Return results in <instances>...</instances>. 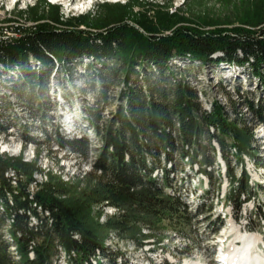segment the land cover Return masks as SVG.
I'll return each mask as SVG.
<instances>
[{
	"label": "trees",
	"instance_id": "obj_1",
	"mask_svg": "<svg viewBox=\"0 0 264 264\" xmlns=\"http://www.w3.org/2000/svg\"><path fill=\"white\" fill-rule=\"evenodd\" d=\"M55 19L54 22L60 24L59 18ZM261 20L248 27L206 32L181 26L168 34L148 23L143 24L146 33L126 23L91 32L56 28L44 22L24 30L16 41L0 46V66L5 71L16 66L26 71L31 61L44 66L41 73L34 72L25 77L26 80L32 78L33 88L37 81L42 88L39 96H47L49 78L55 68L63 71L75 60L93 59L88 64L89 72L93 74L88 86L100 90L94 103L85 107L84 115L95 136L102 141L93 170L100 171L107 178L104 185L95 187L81 198L62 199L60 196L67 195L69 187L74 184L57 179L49 171L47 180L32 194L29 185L42 169L22 155L14 157L0 153V205L4 208V212L0 209V264H48L56 246L73 251L79 264L89 261L98 250L108 258L109 264H118L117 255H106L104 238L87 223L89 211L95 203L108 201L127 210L119 218L108 219L104 225L117 230L122 238H126L122 232L132 224L143 222L144 226L151 228L161 221L178 218L188 222L194 214L207 213L205 203L198 206L195 213H190L187 202L179 193L168 194L167 189L173 188L171 172L183 169L181 162L187 158L192 166L198 165V172L212 179V171L207 167L213 166L217 156L213 141H217L219 155L229 171L231 192L228 198L233 216L238 220L243 203L254 191L243 166L237 177L226 145L229 139L235 143L239 139L237 126L241 122L238 118L231 119L217 100L211 103L209 111L204 110L199 98V93L204 91L190 78L194 67L180 68L174 61L184 59L199 62L201 66L247 68L251 79H258L257 86L264 88V25L261 26L264 19ZM27 86L30 85L24 82L21 89ZM118 86L122 87L118 94L119 103L113 105L108 97L110 88ZM13 90L22 102H34L32 96H25L14 85ZM237 92L245 98V105L256 123L264 124L263 100L256 103L249 91L238 88ZM105 105L116 107L111 109L106 120L102 114ZM244 128L248 127L244 125ZM205 134L209 136L211 157L200 152ZM89 139L87 135L65 138L59 129L56 130L57 145L83 159L89 154ZM28 142L50 146L51 140L36 141L27 137L24 144ZM258 151L254 149L253 153L258 155ZM175 153L180 154V163L175 161ZM199 156H202L200 161ZM254 161L256 165L263 164L262 159L255 158ZM10 169L15 172V179L6 176ZM156 170L163 172L162 177L160 174L154 176ZM207 197L208 193L203 195L204 200ZM262 207L264 204L258 207V211L264 221ZM45 213L53 219L52 223ZM32 217L37 218V225L32 224ZM217 221L213 232H218L224 223L221 217ZM6 231L12 235L7 241L3 238ZM132 240L141 242L139 238ZM33 242L36 243V259L32 261L28 254ZM11 245L16 246L22 256L20 262L9 253Z\"/></svg>",
	"mask_w": 264,
	"mask_h": 264
},
{
	"label": "rangeland",
	"instance_id": "obj_2",
	"mask_svg": "<svg viewBox=\"0 0 264 264\" xmlns=\"http://www.w3.org/2000/svg\"><path fill=\"white\" fill-rule=\"evenodd\" d=\"M35 2V6H29L26 10H21L18 4L14 8H10V4H7L8 7L4 6L0 9V40L12 43L22 37L24 30H29L44 22L51 23L56 28H77L91 32L104 31L122 23L146 32L143 24L148 23L158 31L168 34L181 26H189L206 32L236 26L248 27L264 19V0H128L125 3L100 4L93 11L83 14H76V12V15L68 18L63 16L59 5H52L47 0ZM55 17L59 18L60 24L54 22L57 21ZM69 21L71 22L67 24ZM5 27L9 28L10 35L4 34ZM2 45L6 43L0 42V46ZM91 61H93L92 58L85 57L82 60H75L63 71H57L55 68L49 78L47 96H39L42 88L39 87L37 81L34 82L35 88H33L31 87L32 78L28 80L25 78L34 72L41 73L45 69L40 62L31 61L30 68L26 71L19 66L5 71L4 67L0 66V153L14 157L22 155L25 160L36 163L44 173L47 174L50 171L49 173L57 179H62L60 177L63 174L73 175L74 173L71 172H75L76 169L80 170L85 163L93 165L102 141L95 136L93 128L84 115L85 107L94 103V97L100 90V88L92 90L88 86L93 76L88 67ZM174 63L180 68L194 67L190 78L197 88L204 91L203 94L199 93L204 110L209 111L211 103L217 100L226 108L231 119L238 118L241 122L237 126L240 133L239 139L236 143L229 139L226 145L237 177L240 176L242 166L246 172L250 170L253 176L250 180L254 191L249 200L243 203L238 220L233 216V212L231 217L226 218L224 215L228 213L229 207L232 209L228 198L231 192L230 177L226 162L219 155L220 147L217 141H213L217 149L214 164L210 168L207 167L212 171V179L196 172V167L190 168L189 159L181 162L180 154L175 153V161L181 162L183 169L171 172L173 184L171 193H179L183 201L187 202L190 213H195L198 206L204 203L207 213L194 214L188 222L180 221L178 218L172 221H161L151 228L144 226L143 222L132 224L131 228L122 232L126 237L124 240L129 242L121 241L120 246L112 248L119 250L123 255L119 264H155V261L161 263V260L167 264H186V261L196 264H200L199 262L218 264L221 260L218 251L223 243L226 251L231 249L234 242L241 245L235 248L243 247L241 242L233 241L235 234L230 236L231 230L238 229L244 234L254 233L264 240V221L258 211V207L264 204V124L256 123L255 117L245 105V98H241L237 92L238 88L249 91L258 103L259 99L264 102V88L257 86L258 79H251V72L247 68L227 65L201 66L199 62L184 59H176ZM178 78H181V75H178ZM24 82L30 86L21 89ZM13 85L25 96H32L34 102L31 100L22 102L14 93ZM121 88V86L110 88L108 97L113 105L119 103L118 94ZM60 99H63L61 104ZM102 107L105 120L109 118L111 109L116 108L106 105ZM68 120L71 121L69 126L65 124ZM244 125L248 128H244ZM57 129L63 137L69 139L77 138V135H87L90 138L87 158L83 159L69 149L59 147L55 141ZM27 137H33L36 141H44L48 138L51 140L50 146L37 145L32 142L25 145ZM20 147L24 149L21 154L18 153ZM254 149L259 150L258 155L253 153ZM200 152H205L210 157L213 156L209 147L208 134H205L201 140ZM32 153L35 156L32 155L29 158L28 155ZM255 158L262 159L263 164L256 165ZM201 159L202 156H199L198 160ZM162 161L164 163L163 159ZM247 162L251 166L247 165ZM159 176L162 177V174ZM23 181H25L24 177ZM106 181L107 178L100 171L95 172L92 169L86 175L73 178L70 184L74 186L69 187L67 195L60 197L62 199L73 196L81 198L95 187L104 185ZM32 189L34 193L38 190L29 185V190L32 191ZM207 193V200H204L203 195ZM101 205L95 203L91 206L87 223L104 238V243L108 245L109 242L106 241L108 233L114 229L104 227L105 224L101 223V209H99ZM118 209L120 212L110 218H119L127 212L126 209ZM218 217H221L224 223L218 232H213ZM231 224L237 228L231 227ZM144 229L149 230L148 234L144 233ZM3 235H6L3 237L6 241L12 237L7 231ZM138 238L141 242L132 241ZM12 247V245L9 247V253L14 260L20 262L22 259L18 258ZM259 249L264 253V242L260 243ZM57 251L56 246L53 258L57 255ZM72 261L73 264H79L74 259ZM101 261L102 264H109L107 259L103 258ZM93 264L97 263L93 262Z\"/></svg>",
	"mask_w": 264,
	"mask_h": 264
},
{
	"label": "built area",
	"instance_id": "obj_3",
	"mask_svg": "<svg viewBox=\"0 0 264 264\" xmlns=\"http://www.w3.org/2000/svg\"><path fill=\"white\" fill-rule=\"evenodd\" d=\"M35 1H37V0H0V9L3 8L4 6L8 7L7 4H10V6H11L10 8H14L18 4L19 8L21 10H26V9L29 8V6H35L36 5ZM47 1L50 4H52V5H59L61 7V12H62L63 16L68 18L69 16H74L76 14H83L85 12L87 13L88 11L89 12L93 11L100 4H104V3H120V2L125 3L128 0H47ZM3 32H4V34H8V35H10V33H11L8 27H5ZM0 42L2 44L9 43L7 41H2V40H0ZM20 148H22V147H20ZM72 153L75 154L74 152H72ZM32 155L35 156L34 153H32L31 155H28L29 158ZM30 160H32V159H30ZM247 165L251 166L249 162H247ZM189 166H190V168H192V167L195 168L196 167L195 170H196V172H198V168L199 167H198L197 164L192 166L191 163H190ZM91 167L93 169V165H91V163H89V164L85 163L84 165H82L80 170L76 169L75 172L74 171L71 172V173H74L73 175L72 174H69V175H64L63 174V175H61L60 178H62L61 180L63 182L70 184V181L73 178L79 177L81 175L88 174V172L92 170ZM253 168L255 169V165H253ZM159 173L163 174V172L161 170H156L155 173H154V176L159 175ZM247 173H248V175L250 176V179H251L253 176L250 173L249 169H248ZM6 176L10 177L12 179H15L16 174H15V172L13 170L10 169L6 173ZM46 180H47V175H46V173H44V171H42L40 173H36L34 175V181H32V183H30V186H32V188L37 189L38 185L42 184ZM30 192L32 194H34L33 189ZM171 192H172V188L167 189V193L168 194H174V193H171ZM0 209H1L2 212H4V208L2 207V205H0ZM99 209H101V223L102 224H106L110 217L115 216V215H117L120 212V210L117 207H114L108 201L103 203L99 207ZM231 210H232L231 207H229V211H231ZM45 214H46V216L49 215L48 213H45ZM224 216H226V215H224ZM229 216L230 217L232 216L231 212H230ZM52 222H53V219H51L49 217V223H52ZM37 223H38L37 218L32 217V224L37 225ZM143 231H144L145 234H148V232H149V230H145V229ZM19 236H20V234H19ZM106 241L109 242V244L106 245V242H105L104 252L106 253V255H109V254L117 255V263L119 264V260H122L123 255H121L119 250H117V249L114 250L112 248L113 247L117 248V246H120L119 244H120L121 241L122 242H124V241L129 242V241L124 240V238H122L115 230H112V231H110L108 233V237H107ZM106 246H107V248H106ZM35 248H36V243L33 242L32 245L29 247V254H28L30 260H32V261L36 259ZM57 248H58L57 255H55V257L53 259H51L48 264H73L72 259H74L75 262H76V254L73 251L68 252L66 249H64V247H61V246H57ZM12 249L14 251H16V255L18 256V258L22 259V256L17 251V247L13 246ZM109 250H113V251L111 252ZM226 252H227L226 251V246L223 243V245L220 246L219 251H218V256L221 258V260L219 261L218 264H228L230 262L228 256L226 254H224ZM103 258L108 260V258L101 252V250H98L96 252L95 256H93L89 261H84L83 264H93V262H95L97 264H102L101 260ZM108 262H109V260H108ZM154 263L155 264H167V263H164L163 260H161V263H157L156 261Z\"/></svg>",
	"mask_w": 264,
	"mask_h": 264
},
{
	"label": "bare ground",
	"instance_id": "obj_4",
	"mask_svg": "<svg viewBox=\"0 0 264 264\" xmlns=\"http://www.w3.org/2000/svg\"><path fill=\"white\" fill-rule=\"evenodd\" d=\"M62 100L63 99H60L59 101L60 104L62 103ZM70 122L71 121L68 120L66 123H70ZM59 129L61 130V127ZM232 226L237 228V226H235L234 224H231V227ZM233 234H235L233 241L235 240V241L241 242L243 247L235 248V247H240L241 245L237 242H234L235 244L233 243L231 249H229L225 253L228 256L229 261H230L228 264H264V253H262L261 249H259L260 243L264 242V240L260 235H257L254 233L244 234L238 229H236V231L231 230V235L230 234L229 235L233 236ZM199 263L202 264L201 262ZM186 264H196V263L192 261H186Z\"/></svg>",
	"mask_w": 264,
	"mask_h": 264
}]
</instances>
